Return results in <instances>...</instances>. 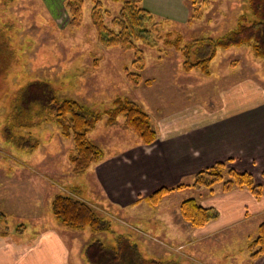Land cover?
<instances>
[{
    "label": "rangeland",
    "instance_id": "1",
    "mask_svg": "<svg viewBox=\"0 0 264 264\" xmlns=\"http://www.w3.org/2000/svg\"><path fill=\"white\" fill-rule=\"evenodd\" d=\"M101 1L111 16H115L124 0ZM192 1L141 0V5L150 9L156 20L163 21L166 30L181 33L186 42L225 35L237 25L245 8V0ZM62 2L0 0V26L10 29L9 47L13 50L8 60H0V78L5 81L0 93L10 87L17 90L30 79H46L60 95L75 97L100 111L109 108L117 96L141 104L152 118L156 140L144 144L125 126L122 117L112 125L106 120L100 121L89 136L104 149V158L136 145L147 150L154 148L164 137L174 140L221 113L227 114L230 106L243 110L264 98V62L255 59L245 47L219 49L210 63V73L204 74L196 69L185 71L182 55L173 48L166 49L161 43L139 44L144 51L145 68L141 71V83L135 85L128 79L129 70L140 71L134 65L135 49L99 44L91 21L95 2L85 1L79 27L68 26L69 16ZM198 51L196 54L192 50V59L201 57L203 49ZM14 75L17 78L12 79ZM11 111L10 106H0V214L7 215V220L0 217V232L9 230L8 225L20 224L25 225L20 229L22 233L43 230L50 216L54 220L49 197L56 183L61 192L85 200L111 222L109 232L59 230L68 243L76 246L73 264H89L80 260V250H86L97 239L111 243L116 233L130 235L146 256L178 259L182 264H249L251 258L244 245L247 247L252 236L244 241L241 235L235 238L229 233L208 234L202 230L204 226L194 227L181 215L182 200L193 197L204 205L206 197L227 193L222 191L221 185L214 190L177 188L157 205L150 204L146 198L163 188L192 184L195 174L208 167L173 185H162L147 194L143 192L133 204L122 205L102 195L96 173L100 161L75 175L68 160L73 147L71 139L64 138L61 129L53 123L14 126L10 123ZM261 130L264 133V121ZM36 140L40 144L35 147ZM147 150L143 152L147 154ZM220 161H227V166L233 167L232 158ZM13 230L17 232L16 228ZM252 235L255 237L257 233Z\"/></svg>",
    "mask_w": 264,
    "mask_h": 264
},
{
    "label": "trees",
    "instance_id": "2",
    "mask_svg": "<svg viewBox=\"0 0 264 264\" xmlns=\"http://www.w3.org/2000/svg\"><path fill=\"white\" fill-rule=\"evenodd\" d=\"M85 1L64 0L69 16V27L82 25ZM93 1L95 3L91 8V21L96 29L99 44L103 47L120 46L125 50L135 49L137 56L134 65L140 71L128 72V79L135 85L141 83V71L145 68L144 51L139 44L154 46L161 43L166 49L173 48L182 55L185 71L196 69L204 74L210 73V63L219 49L245 47L255 59L264 62V0H245V8L238 17L237 25L225 35L216 39L208 37L187 42L181 33L166 30L164 22L156 20L151 10L141 5V0H124L119 13L115 16H111L110 10L102 6L101 0ZM194 9L195 12L198 11L197 7ZM106 19H110V22ZM10 35V29L0 26V60H8L13 54L12 48L9 47ZM198 49H203L201 57L192 59V50L197 54ZM14 77L17 78L14 75L12 79ZM14 80L17 85V80ZM4 83V79L0 78L1 88ZM0 106L12 107L10 123L14 126L28 127L43 122L58 126L62 136L72 141L73 147L70 149L68 160L74 174L83 173L104 158V149L89 136L100 121L106 120L112 125L122 117L125 126L134 131L144 144L153 143L157 138L150 114L136 101L117 96L109 108L100 111L75 97L60 95L57 88L46 79H30L17 90L12 87L2 89ZM6 130L10 131L8 127ZM39 144L40 141L36 140L34 146ZM219 185L224 192L248 189L256 198L264 195V186L256 182L252 173L237 171L233 167L229 168L227 161H218L196 173L192 184L180 183L176 187L163 188L146 198L150 204L157 205L166 194L177 188L214 190ZM180 212L183 219L194 227L205 226L219 217L216 208L206 207L193 197L182 200ZM52 214L55 220L72 230L90 229L94 232L112 230L111 222L100 216L90 203L72 194L64 192L56 194L52 202ZM6 216L4 213L0 214L3 220L7 218ZM23 227L24 224L15 227L8 225L6 228L9 230L3 231V234H8L12 228L20 231ZM112 239L108 244L97 239L87 246L85 258L89 264H182L178 259H160L142 254L130 235L116 233ZM247 248L253 259L264 255V222L259 225L257 235L252 237Z\"/></svg>",
    "mask_w": 264,
    "mask_h": 264
},
{
    "label": "crops",
    "instance_id": "3",
    "mask_svg": "<svg viewBox=\"0 0 264 264\" xmlns=\"http://www.w3.org/2000/svg\"><path fill=\"white\" fill-rule=\"evenodd\" d=\"M55 1L59 4L60 0ZM226 112L183 132L174 140L164 137L154 148L147 150L136 145L113 157H105L96 166L102 195L130 205L143 192L147 194L162 185H173L187 175L229 158L236 170L252 173L256 182L264 186V133L261 130L264 98L243 110L230 106ZM55 184L49 197L51 213L53 198L61 193V187ZM203 201L205 206L219 211L218 218L202 227L205 233H229L235 238L241 235L245 241L253 237L264 222V195L256 198L248 189H236ZM49 220L43 230L33 234L14 230L6 235L0 232V264H73L76 246L68 243L59 231L72 230L51 216ZM245 245L251 258L249 264H264V255L253 259ZM79 258L87 262L84 248Z\"/></svg>",
    "mask_w": 264,
    "mask_h": 264
}]
</instances>
